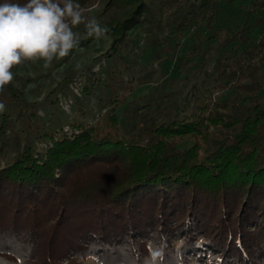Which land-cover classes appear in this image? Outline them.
Returning <instances> with one entry per match:
<instances>
[{"label": "trees", "instance_id": "1", "mask_svg": "<svg viewBox=\"0 0 264 264\" xmlns=\"http://www.w3.org/2000/svg\"><path fill=\"white\" fill-rule=\"evenodd\" d=\"M99 2L113 39L105 57L126 63L140 27L159 66L113 76L102 123L74 118L70 132L24 85L0 91V264H148L149 249L157 264H264V0ZM77 27L68 56L95 39ZM169 61L206 75L192 101L127 109Z\"/></svg>", "mask_w": 264, "mask_h": 264}, {"label": "rangeland", "instance_id": "2", "mask_svg": "<svg viewBox=\"0 0 264 264\" xmlns=\"http://www.w3.org/2000/svg\"><path fill=\"white\" fill-rule=\"evenodd\" d=\"M103 6L102 2L94 0L84 8L85 15L88 18H100ZM73 31L80 34L78 27H75ZM129 37L134 42H130L123 52L127 64L117 59L109 61L105 57V53L110 50L113 39L104 35L99 39H93L89 46L75 50L68 57L54 59L47 67H45L43 59L22 61L11 69L14 76L13 81L18 85L25 86V95L30 101L44 102L43 105L45 106L39 108L41 116L46 119L51 118V121L57 117L56 119H59L66 131H71V122L74 118L89 125L102 123L106 106L110 102L108 93L111 88L108 83L115 81L112 80V77L123 78L125 83L130 81L133 76L144 75L147 69L152 66H159L158 60H151V52L145 45L146 36L142 28L137 27L131 30ZM184 40L185 38L182 39V42ZM135 42L139 46H135ZM132 48L136 49V53H132ZM161 67H165L167 76H162L157 83L150 84L148 87L144 85L136 89L131 96L127 97V109L134 111L136 107L141 108L149 102L152 104L151 111L155 113L158 108L161 109L171 104L173 100H176L177 103L175 104H180L179 106L182 107L186 102L192 101L190 98L189 100L186 99L191 87L195 83L201 86L206 82L207 77L203 72H197V76L195 75L197 65L185 71L177 63L170 64L169 61ZM107 68L111 70L109 74L106 71H101ZM95 74H99V77L96 76L93 80L94 84H91ZM115 82L119 84L118 81ZM86 84L90 87L93 85L94 92L90 96L85 95L84 86ZM115 87L117 90L115 97H119L122 93V87L120 85ZM57 103L59 109L56 108ZM140 111L147 112V108L144 106ZM178 111L184 112L180 109ZM69 123L70 125H68ZM42 148H44L43 144L40 145V150ZM13 156L14 152L8 151L2 158L1 165L5 166L12 162ZM79 262L80 264H99L91 259L80 260Z\"/></svg>", "mask_w": 264, "mask_h": 264}, {"label": "clouds", "instance_id": "3", "mask_svg": "<svg viewBox=\"0 0 264 264\" xmlns=\"http://www.w3.org/2000/svg\"><path fill=\"white\" fill-rule=\"evenodd\" d=\"M81 24L84 38L99 39L108 31L88 18L77 0H0V91L13 81L11 69L22 61L43 59L47 67L68 56L80 43L73 29ZM149 251L148 264H157L159 253Z\"/></svg>", "mask_w": 264, "mask_h": 264}]
</instances>
